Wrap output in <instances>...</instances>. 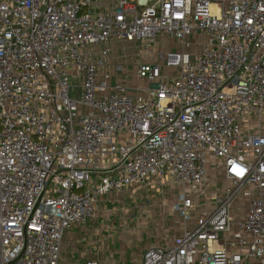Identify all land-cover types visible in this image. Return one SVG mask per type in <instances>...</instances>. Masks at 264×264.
<instances>
[{
  "label": "built area",
  "instance_id": "2783aa9c",
  "mask_svg": "<svg viewBox=\"0 0 264 264\" xmlns=\"http://www.w3.org/2000/svg\"><path fill=\"white\" fill-rule=\"evenodd\" d=\"M103 1L0 0V264H59L104 195L164 178L201 208L140 264H264V0ZM157 36L181 49L136 64L144 87L99 83Z\"/></svg>",
  "mask_w": 264,
  "mask_h": 264
},
{
  "label": "crops",
  "instance_id": "0c3cea01",
  "mask_svg": "<svg viewBox=\"0 0 264 264\" xmlns=\"http://www.w3.org/2000/svg\"><path fill=\"white\" fill-rule=\"evenodd\" d=\"M108 3L109 0H105L101 4L105 5ZM159 37L160 39L170 40L164 36ZM208 177L209 181H217L218 184L224 180L222 175L216 174L212 168L208 169ZM167 179L169 181L168 184L172 185L171 191L168 192L170 198L164 196V190L159 188L162 187L163 179L160 181L151 180L143 186H129L120 192L104 195L100 200L99 208L94 218L85 225L77 227L78 230L70 229L64 232L59 264H62L61 261L67 252V256H72L70 258V260L72 259V263L70 264H85L90 260H96L99 264H118L119 262L127 264V257H124L123 260L118 259L120 254H123L126 250H116L114 248L113 251H110V243L111 245L115 244L113 240L110 242L114 230H108V227H99L112 213L119 216V222L122 224L121 228L127 227L122 232L121 241L133 246L141 245L142 248L138 253L140 258L145 250L150 247L171 246L174 238L178 237L184 229H191L193 227L201 204L193 196L195 209L190 213L189 219L184 220L174 209V205L179 202L178 195L180 193L184 192L188 196H191V194L172 179ZM219 186L224 187L226 184ZM146 194L148 196L145 200L144 196ZM153 194L158 196V201H153L155 200ZM148 199H151V203L147 201ZM242 201L235 202L234 205L237 203L235 207L233 205V215L237 220L244 215L245 202L243 204ZM91 222H95L96 227L85 229L84 226H87ZM115 232L119 231L115 229ZM116 234L115 237L117 238Z\"/></svg>",
  "mask_w": 264,
  "mask_h": 264
},
{
  "label": "rangeland",
  "instance_id": "374dc122",
  "mask_svg": "<svg viewBox=\"0 0 264 264\" xmlns=\"http://www.w3.org/2000/svg\"><path fill=\"white\" fill-rule=\"evenodd\" d=\"M199 40H202V43L205 42V38H202ZM147 44L149 46L150 52L146 55H144V53L142 54L143 49L146 47L145 45H143L144 47L142 46L141 48L139 44L137 45L125 44L124 45L121 42H116V44H113L111 56H110L111 65H108L107 67L103 68L102 72L100 73L101 81L99 83L104 82L107 87H110L114 83L124 85L126 88H128V94L132 95L135 92H137L136 90L138 88H142L146 85V82L144 80H141L136 76L135 70H136L137 63L141 61L156 62L158 61L159 54H166L167 52H172V53L179 52L181 49L177 42L173 40L160 39L159 36H157L155 40H148ZM117 66H120V69H118ZM105 75L108 76L106 80L103 78ZM168 182H169L168 179L164 178L162 187H159V188H162L164 190V193H165L164 196H166L167 198H170V195H168V192L171 191L172 185L168 184ZM225 184L226 182L222 180L219 185L223 186ZM141 194H145V193H141ZM147 196L148 194L144 196L145 200ZM153 196L155 199L153 201L154 202L158 201V196L155 194H153ZM150 200L151 199H148L147 201L151 203ZM243 204H244V201H243ZM121 225L122 224H120L119 222V216H116L114 213H112L105 219V221H103L102 225H99V227H108L109 228L108 230H112V231L114 230V233L110 239V242L113 240L115 244L111 245L110 243V251L111 250L113 251L114 248H116V250H126L123 252V254L122 253L120 254V256L118 257L119 260H123L124 257H127L128 259L127 264H139L140 257L138 253L142 247L141 245L133 246V245L125 244L124 242L121 241V238L123 236L122 232L124 229L127 228V227L121 228ZM93 227H96L95 222L94 223L91 222L87 226H84L85 229H91ZM97 227H98V224H97ZM115 229L118 230L119 232H115ZM71 230H78V229L75 227ZM115 234L117 235V238L115 237ZM66 254L64 256V259L61 261V263L62 264L72 263L71 262L72 259L70 260L72 256H67ZM118 264H121V262H119Z\"/></svg>",
  "mask_w": 264,
  "mask_h": 264
}]
</instances>
